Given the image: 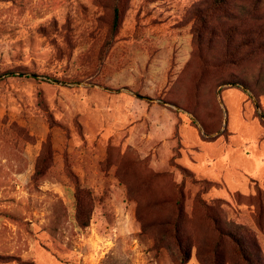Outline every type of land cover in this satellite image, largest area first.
<instances>
[{"label":"rangeland","instance_id":"1","mask_svg":"<svg viewBox=\"0 0 264 264\" xmlns=\"http://www.w3.org/2000/svg\"><path fill=\"white\" fill-rule=\"evenodd\" d=\"M214 1L0 0V264H264V0Z\"/></svg>","mask_w":264,"mask_h":264},{"label":"trees","instance_id":"2","mask_svg":"<svg viewBox=\"0 0 264 264\" xmlns=\"http://www.w3.org/2000/svg\"><path fill=\"white\" fill-rule=\"evenodd\" d=\"M226 0H215L214 3L215 4H220L221 2H224ZM120 22H121V11H120V7L116 6L115 10H114V16H113V21H112V27H111V31L109 33V36L104 44L103 47V52L101 55V60H103L107 53L109 52L111 46H112V42L113 39L115 38L116 32L120 26ZM77 199H78V204H77V218L79 221V224L81 227H88L90 224V219H91V210H84L82 205L80 204V199H79V194L77 195ZM215 223L216 220L214 219ZM216 230L219 233V239L217 241V246L220 245V242L222 241V239H224V237L230 235V237H232L233 243L236 246V250L237 252L241 255L243 261L245 262V264H257V262L255 261V259H253L252 256L249 255L248 253V248L244 245V243L242 242V240L235 236L234 233L230 232H225V230L221 229L220 226L216 227ZM109 259H114L113 256H109ZM107 264V263H106Z\"/></svg>","mask_w":264,"mask_h":264}]
</instances>
